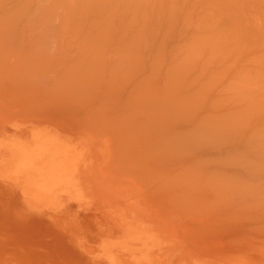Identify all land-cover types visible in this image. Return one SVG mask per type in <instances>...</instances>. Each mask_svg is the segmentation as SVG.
Segmentation results:
<instances>
[{"label": "bare ground", "instance_id": "6f19581e", "mask_svg": "<svg viewBox=\"0 0 264 264\" xmlns=\"http://www.w3.org/2000/svg\"><path fill=\"white\" fill-rule=\"evenodd\" d=\"M213 1L0 0V62L13 66L10 67L13 76L19 60L34 67L48 64L47 67L52 68V78L41 82V87L38 85L41 94L45 92L48 97L40 96L36 91L37 94L30 92L41 99H37L38 107L33 109L46 120L54 113V116L58 115L53 124L73 133L69 134L71 140L83 137L103 139L112 148L109 138L88 133L86 128L90 120L85 124L86 112L82 120L88 127L71 130L68 125L72 120L62 108L65 104L88 102L89 117L96 108L94 112L101 117L97 118L93 113L97 116L94 124L100 126L98 121H104L102 116L107 117L113 106L118 108L125 101L121 123L137 126L141 129L139 132L151 134V139L158 138L161 146L156 148L155 144L152 145L158 160L180 163L185 171H189L186 174L193 171V182L198 187L202 186L200 190H213L210 196L213 193V197L220 200L226 211L223 218H235L233 221L239 218L238 221L248 223L247 230L251 232L264 228V17L258 13L261 7L255 3L258 9L249 11L238 6L240 0L232 1L233 4L236 1L231 4L234 7L227 5L228 0H224L227 4L218 0L217 5V0ZM220 3L227 6H219ZM247 38L262 41V53L259 51L261 54L256 57H248L247 54L245 61L244 58L235 60L234 56L240 53L236 47L244 44L239 43L241 39ZM25 39H54V54L46 50L49 49L47 45L45 48L40 44L43 52L38 50L40 54H35L30 51L32 58L26 55L30 61L20 59L18 51L22 46L16 44L25 46ZM226 54H231L228 55L229 60ZM242 55L244 53L239 57ZM58 60L63 64L60 65ZM67 60L72 63H68L72 70L56 75L58 67H68L64 63ZM52 63L57 66L53 68ZM253 64H258V67ZM253 66L257 68L256 72ZM120 73L124 79L119 78ZM133 79L136 85L129 89L126 85ZM111 83L116 87L111 88ZM18 85L16 82L15 89L20 93L17 89L22 86L17 88ZM2 108L6 110V107ZM28 110L32 111V108ZM31 111L26 116L30 120L34 117ZM14 118L10 114L2 120L11 122ZM106 123L115 130L123 128L121 124L109 123L108 119ZM73 125L78 124L75 122ZM7 132V127L0 126V162L5 175L25 183L28 189L42 198L54 200L68 195L74 206L87 208L78 186V167L83 160L74 148L66 145L54 148V140L44 134L32 136L29 144L27 140L22 139V142L10 134L24 133ZM148 142L145 144L149 146L154 143L152 140L150 144ZM148 170L144 172L148 174ZM181 186L184 185L180 182ZM196 196V199L192 197L195 201L200 198ZM202 203L197 202L198 212L203 210L197 214L200 216L209 210L213 201H209V208L204 206L207 200ZM237 242L236 245L239 244ZM255 249L264 250V243L255 245ZM232 251L229 252L234 254Z\"/></svg>", "mask_w": 264, "mask_h": 264}, {"label": "rangeland", "instance_id": "374dc122", "mask_svg": "<svg viewBox=\"0 0 264 264\" xmlns=\"http://www.w3.org/2000/svg\"><path fill=\"white\" fill-rule=\"evenodd\" d=\"M205 1L214 2L213 0ZM219 1L222 2V0ZM232 1L228 0V4L227 2L226 4L234 7L231 4L234 5L237 0L234 4ZM263 1L240 0L238 6L248 8L250 9L249 11L258 9L256 6H259L261 9H258V11L260 10L258 13H261L260 15L264 17ZM217 3L218 0L216 5ZM226 4L220 3L219 6L226 7ZM20 9L22 10L21 6ZM254 31L256 32V30ZM248 38L241 39L242 42L241 40L239 42L245 45L242 44L236 47V50H240V53L236 54L237 52L232 51L236 54L234 56L235 60L244 58L243 60L245 61L250 56L256 57V55L262 53V41ZM46 40L51 42L49 43ZM25 41H27L25 46L23 44L16 45L22 46L18 51L20 59H27V61L31 59H28L26 55L28 54L30 57L32 53L37 54L38 52L40 54L43 50L42 46L45 47L47 45L49 49L46 50H49L51 54L53 53L52 50L55 49H53L54 39H25ZM40 44L42 45L41 47L39 46ZM50 46H52V49ZM244 46H247V49ZM244 49L245 51L249 49V51L245 52ZM241 52L244 53V56L239 57L242 54ZM247 54L248 57H245ZM228 55L231 54H226L227 60L230 59ZM68 60L64 62L67 63L65 66L68 67H58L56 69L58 74L56 75L61 76L64 71L66 74L69 70H72V68L69 69V64L72 63ZM58 61H60V65L63 64L61 60ZM17 63L19 66L14 68L15 76H13V72H10L12 70L10 67L13 66L9 65L8 67L4 62H0V126L3 128L7 127L8 134L10 132L24 133V135L10 133L22 142L27 140V143L29 142L30 144L32 136L44 134L54 140L52 145L54 148H57L58 145L74 148L83 160L82 165L80 164L78 167L79 195L88 206L87 208H82L79 205L77 207L74 206L71 203V198L67 197L68 195L59 196L54 200L42 198L34 191L28 189L25 183L5 175L1 171L3 163L0 162V264H241L242 261V264H264V250L255 249V245L264 243V228L260 227L249 232L247 230V222L238 221L239 218L236 221H233L235 218H223L226 215V211L222 207L223 205H220V200L217 197H213V193H211L212 197L210 196V192H213V190H209V192H207L208 190H203L204 188L202 191L200 190L202 186L198 187L193 182V171L186 174L188 170L185 171L182 164L177 162L168 163V161L163 163L164 161L158 160L153 152L155 146L152 147V145L155 144L157 148L161 146L162 142L157 138L158 141L156 137L151 139L150 137L152 136L149 133L148 135L147 133L139 132L141 129H137V126L121 123V118L125 113V107L123 106L125 101L119 104V109L113 106L107 113V117L103 115L104 121H98L100 126L97 121L96 124L98 126L94 124L98 116L94 112L96 108L92 112V117H89L91 112L89 113L87 110L88 102L69 103L71 108L65 104L66 106L62 108L69 120H72V124L68 125L71 130H81L88 127L85 125L87 124L86 120H90L89 124H87L89 127L86 128L88 133L96 137L109 138L112 144L109 145L112 148L108 147L103 139L83 137L72 138L71 140L69 138L73 133L66 131L65 128L63 130L59 125L55 126L53 124V120L58 115L54 116L55 113H51L53 117H47L48 119L46 120L45 117L44 119L39 117L34 110L38 107V103H35L37 99L41 100L38 95L48 97V94L43 91L44 95L41 94L40 87L42 86L41 82L52 78L50 77V72H53L52 68L49 69L50 67H47L48 64H43L44 67L39 65L34 67L33 64H28L26 61L19 60ZM253 65L255 66L256 64ZM52 66L55 68L57 65L52 63ZM256 66L258 67V64ZM7 67L8 71H6ZM255 68L254 72H256ZM117 75L119 74L117 73ZM119 78L124 79L122 73H120ZM13 82L15 85L16 82L19 84L16 86L17 88L22 86L17 89L20 93L23 92L22 95L16 91ZM130 82L128 81L126 85L129 89L136 85L134 79ZM25 83L28 84V88L23 86V84L26 85ZM111 86V88L116 87L112 83ZM35 91L38 95H36ZM58 91L61 90L59 89ZM30 92H35L36 94L32 95ZM124 96L127 99V96ZM11 101L12 103H10ZM77 104L79 107H76ZM2 107H6V110L4 111ZM29 108H32V111H30L34 115L32 120L26 118L27 114L30 113ZM65 108L66 110H64ZM72 108L74 109L73 111ZM19 112L22 113V116H20ZM73 112L76 113L73 114ZM85 112L87 115L84 116ZM10 114L12 118L15 116L17 118H14L11 122L6 119L2 120ZM83 116L85 124H83ZM100 117L98 116L97 118ZM107 119L109 123H113L115 126L121 124L123 128L112 129V126L105 124ZM74 121L78 125L74 126ZM103 123L105 124L104 129L102 127L104 126ZM146 137L150 138V140ZM145 139L149 141V144L151 140L154 143L152 142L153 144L151 143L149 146L145 144L147 142ZM155 140L157 141L155 142ZM141 143L145 144L144 146L142 144L143 148L140 146ZM147 148L150 149L147 150ZM146 166L149 169L147 172L149 175L144 172L147 170ZM178 166H181L180 169ZM174 169L179 172H175ZM150 172L153 173L150 175ZM188 176L192 182H189ZM181 178L185 180L182 181ZM180 182L181 185H184L181 186L183 189L180 187ZM194 186L199 189H194ZM196 195L200 196L196 200L197 202L202 203L203 201L206 203L207 200V205H204L206 208H209V201H213V204L210 203L212 206H210L209 210L206 209L208 212L202 208L206 213L201 216L197 215L203 210L198 212V204L195 201ZM192 197H195V199L193 200ZM187 204L190 205L187 206ZM199 206L204 207L200 204ZM187 207L193 208L189 209ZM193 211L196 212L195 215ZM215 213L216 216L213 215ZM217 218H219L218 221ZM235 235L238 237L234 238ZM237 238H243V240ZM237 241H239V244L236 245ZM231 248L235 251L230 250ZM229 251L234 252V254ZM193 255L206 257V259ZM158 257L161 258L160 261Z\"/></svg>", "mask_w": 264, "mask_h": 264}]
</instances>
